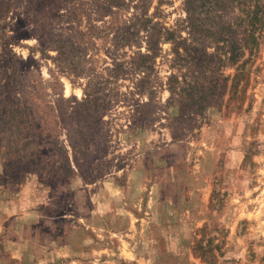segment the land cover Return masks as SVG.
I'll return each mask as SVG.
<instances>
[{"label": "rangeland", "instance_id": "374dc122", "mask_svg": "<svg viewBox=\"0 0 264 264\" xmlns=\"http://www.w3.org/2000/svg\"><path fill=\"white\" fill-rule=\"evenodd\" d=\"M146 2L157 50L142 0H0V118L19 98L32 119L0 126V264H206L205 225L217 264H264V42L219 62L241 28L218 42L191 33L186 0Z\"/></svg>", "mask_w": 264, "mask_h": 264}, {"label": "trees", "instance_id": "16d2710c", "mask_svg": "<svg viewBox=\"0 0 264 264\" xmlns=\"http://www.w3.org/2000/svg\"><path fill=\"white\" fill-rule=\"evenodd\" d=\"M54 0H39V3L45 4V3H53ZM149 5L146 2V0H142V13L141 18H137V22H141L146 29H149L148 31L153 32L150 34L151 40L149 41V49L150 50H157L159 43H160V35L162 33L159 26H149L150 20H145V16L148 14ZM186 13H187V24L191 30V33L194 35H200L202 37H209V38H215L218 42L226 39L227 37L231 39V37L234 36L235 29L241 28L244 33L243 38V45L240 44H231L229 45V49L224 48H218V51L221 52L219 56H216L218 58L219 62H222L223 60H230L234 64L238 61V58L242 57V55L245 53V51H249L250 55H254L256 52L259 51L260 47V41L264 42V0H186ZM57 14V12H56ZM60 14H57L59 16ZM56 16V15H55ZM56 16V17H57ZM60 19L63 18V16L59 17ZM146 24V25H145ZM54 32L51 30L46 34L48 41L46 42L43 37V41H41V47L44 48V50H47L48 48H51L53 44L59 45V49L57 46L55 48L58 49L59 55H64L63 52V46L62 42V36L53 34ZM174 33L171 31H168V37L167 41H173L176 43V40H174ZM198 39V38H197ZM205 41V40H204ZM204 41L201 42L200 46L191 47V46H185V51L188 53V55L194 59L197 60V57L201 52L200 47H204ZM72 43L71 41H69ZM228 43V42H227ZM179 44L176 45V47ZM206 47V46H205ZM205 50V49H204ZM175 53L180 56V52L175 48ZM207 54H203L202 57H206ZM154 56L151 55H144L142 58H144V62L148 63V60L152 59ZM56 60H59L58 58ZM245 64V63H244ZM240 70L242 72H240ZM243 70L244 68L242 66H239L237 68V73L234 76V83L232 85V89L234 88L233 94L236 95V92L238 91L240 78L243 76ZM192 75H195V72L192 73ZM176 81V78L175 80ZM187 84L186 88L180 89L177 93L175 85L172 86V95H187L188 97L193 94V88L194 86L192 84ZM9 85H4L3 89L4 91L7 90ZM6 94V93H5ZM9 97V96H8ZM235 97H231V100H233ZM17 101L14 102L13 106H15V109L8 108V105H11L6 100H3L1 102V105L5 106V109L12 112V116H9L8 118H0V126L4 128L9 125L12 127L13 130H16L22 126H25L28 124V122H31L32 119L27 117L25 114V109L21 108V100L18 98ZM31 116V115H30ZM30 119V120H29ZM20 134V133H19ZM19 138L22 139L21 147L17 146L15 147L14 144H9V148H14L13 151H24L30 144L29 138L30 136H22L19 135ZM9 143V142H7ZM75 152H77V148L74 146ZM248 158V156H247ZM24 164H20V162H17L19 166L18 169L21 171L29 172L32 169L36 168L34 164H32V161L27 162V158L24 160H20ZM29 161V160H28ZM37 161V160H36ZM34 162V160H33ZM33 165V166H32ZM77 166L79 167L78 161ZM33 167V168H31ZM208 225H205L200 233L202 238L198 240L195 243V247L193 248V255L196 258L201 259L206 264H217L220 256H224V253L222 252V248L219 245L214 246L216 238H209L206 240V231L208 230ZM205 241H207L206 245H204ZM215 252L219 253L216 254Z\"/></svg>", "mask_w": 264, "mask_h": 264}]
</instances>
